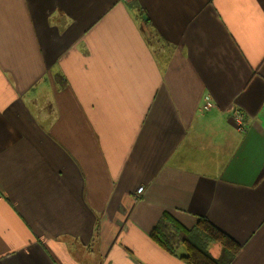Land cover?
Masks as SVG:
<instances>
[{"label": "crops", "instance_id": "obj_1", "mask_svg": "<svg viewBox=\"0 0 264 264\" xmlns=\"http://www.w3.org/2000/svg\"><path fill=\"white\" fill-rule=\"evenodd\" d=\"M165 211L264 264V0H0V264H189Z\"/></svg>", "mask_w": 264, "mask_h": 264}, {"label": "trees", "instance_id": "obj_2", "mask_svg": "<svg viewBox=\"0 0 264 264\" xmlns=\"http://www.w3.org/2000/svg\"><path fill=\"white\" fill-rule=\"evenodd\" d=\"M152 239L173 255L180 245L187 253L180 257L189 264H229L241 250V244L205 217L192 227H186L172 213L165 211L150 233ZM211 242L222 246L220 257L209 250Z\"/></svg>", "mask_w": 264, "mask_h": 264}, {"label": "built area", "instance_id": "obj_3", "mask_svg": "<svg viewBox=\"0 0 264 264\" xmlns=\"http://www.w3.org/2000/svg\"><path fill=\"white\" fill-rule=\"evenodd\" d=\"M235 119H236V121H237V123L239 125V128L243 129L244 126H245L244 114H243V112L240 109H237L235 111ZM143 189H144V187L143 186H140L138 188V192L141 193L143 191Z\"/></svg>", "mask_w": 264, "mask_h": 264}, {"label": "bare ground", "instance_id": "obj_4", "mask_svg": "<svg viewBox=\"0 0 264 264\" xmlns=\"http://www.w3.org/2000/svg\"><path fill=\"white\" fill-rule=\"evenodd\" d=\"M245 121V120H244ZM237 122V121H236ZM238 124V123H237ZM245 125H246V122H245ZM239 126V125H238Z\"/></svg>", "mask_w": 264, "mask_h": 264}]
</instances>
